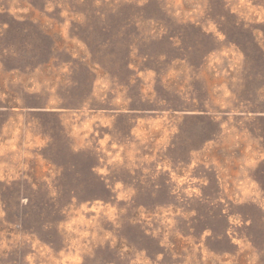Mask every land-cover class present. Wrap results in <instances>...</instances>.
Wrapping results in <instances>:
<instances>
[{
    "label": "rangeland",
    "instance_id": "374dc122",
    "mask_svg": "<svg viewBox=\"0 0 264 264\" xmlns=\"http://www.w3.org/2000/svg\"><path fill=\"white\" fill-rule=\"evenodd\" d=\"M0 264H264V0H0Z\"/></svg>",
    "mask_w": 264,
    "mask_h": 264
}]
</instances>
